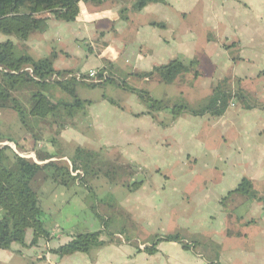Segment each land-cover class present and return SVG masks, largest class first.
Here are the masks:
<instances>
[{"label":"crops","instance_id":"0c3cea01","mask_svg":"<svg viewBox=\"0 0 264 264\" xmlns=\"http://www.w3.org/2000/svg\"><path fill=\"white\" fill-rule=\"evenodd\" d=\"M136 1L109 0L99 6L82 3L79 17L75 22L66 23L50 19L44 32L39 29L32 30L25 42H20L13 37L5 36L3 38L1 36L0 43L8 40L13 41L14 52L18 58L29 57L36 62L51 59L56 72L87 74L90 71H103L115 81L123 74L130 78L142 79L140 74L150 73L155 68L164 66L171 61H179L183 64L186 62L197 63L200 64L202 70H197L196 79L190 78L189 82H194L193 91L197 90L199 94H195L191 100H204L202 102H205L211 96L213 88L226 80L230 82L232 88L242 91L245 96L250 93L257 95V99H260L264 104V68L257 65L254 70L251 65L263 59L255 48H251L247 56L243 55L244 59L238 57L234 61L228 60L222 75H217L218 72L214 66H204V64H213L210 60L212 53L200 60L191 59L196 55V29H188L185 26L186 16L191 15L190 10H186L185 0L152 2L142 10L134 7ZM240 1L251 3V0ZM261 4L264 9V2L261 1ZM240 11L246 10L240 9ZM257 18L259 17L257 16ZM259 19L262 21L260 23L257 21L255 35L257 44L259 38L262 39L264 35V19ZM240 20L245 26L253 21L249 17H241ZM230 22H236V19L231 18ZM192 23H196V19H192ZM259 30L261 36H259ZM252 37L251 41L247 43L248 47L254 45ZM233 40L234 38L227 39L222 43V40L219 42L217 38L207 37L201 47L215 46L223 51L237 46ZM262 54H264V50ZM241 60L248 63L246 65L250 66L252 70L249 73L246 70L239 75H231V65H238ZM205 68L210 69L208 72L212 76L211 84L207 88H204L203 84ZM201 73L203 77L199 75ZM145 79L144 81L151 88L150 92L161 97L163 94L161 88L164 84L156 78ZM175 80L176 82L168 85L178 89L181 85L180 82H183L181 75L177 76ZM197 86L201 88H197ZM154 88H159V91L157 89L154 91ZM64 97L67 99L65 95ZM245 101L249 106H252L251 101ZM234 104L235 107L230 106L226 113L219 118L209 115L195 117L186 113L174 118L169 112L153 117L142 113L141 116L134 117L136 122H128L126 126L121 122H101V126H99L102 128L101 132L93 134L86 132L84 125L77 128V124L71 123L60 129V138L64 144L60 152L49 146L48 140L42 139V137L40 139L42 141L39 140L29 145L21 139L19 142L10 139L13 142H9L7 141L9 138L0 134L1 138H5V141H0V148L8 146L17 155L39 165L60 160L70 162L77 148L99 152L102 149V144L107 143L117 146L121 155L125 156L122 165L132 167L134 177L131 179L141 180L140 177L143 175L142 185L134 190L127 188L124 183L127 181V177L123 176L122 179L115 182L102 183L99 181L102 177L92 179L84 186L76 182L69 191V188L55 184L47 172H40L35 177L32 186L43 200L44 223L57 244L52 243V246L50 243V245L52 247L63 246L80 234L100 231L104 232L102 241L105 242V245L93 248L89 253H75L61 259L44 251L45 243L43 242H40L39 249L13 245L9 250L0 249V264H210L203 260L202 253H195L193 250H196L197 247L206 248L204 243L207 239L221 242L224 241V238H229L225 233L226 226H221L219 231H216V227L212 228L211 222L215 217H220L223 222H228L222 217L219 202L227 194L231 196L230 193L236 189V184L241 183L243 179L250 180L259 196H264V173H260L259 168L263 162L262 159H264V119H261L264 117V110L260 111L254 107L247 111L243 110L240 103L235 102ZM5 112L9 117L16 118V112L11 110ZM247 114L253 116L257 121L254 122V129L257 131L253 137L256 138L259 135L263 145L262 152L259 153L260 150H257V155H255L260 163L250 166V170L240 166L235 172L237 177L233 187L225 191L221 182L227 179L229 174L219 171L216 160L219 154H222L223 158V153L229 157L230 152L224 147H221V150L219 148L227 141L228 137L247 141V137H250L247 133L250 122H247V116H242ZM162 117L169 118V125L161 126L158 121L162 122ZM40 127H46L48 131L54 125L46 123ZM190 128L196 130L193 132V130H189ZM222 128L226 132L225 135H223L224 133L218 134V129ZM169 131L170 134H164ZM103 134L105 139H102ZM242 152L243 150L238 151V157L246 158L247 154H242ZM168 154L171 157H168ZM120 159L119 156L117 163L119 165H121ZM191 162L193 165L190 164ZM217 171L220 173L219 175H217ZM249 172L251 174L254 172L258 176L248 175ZM78 173H82V171H78ZM137 174L139 176L136 178ZM94 185L103 189L102 196L97 195L100 190L96 192L93 188ZM217 191L219 194L216 193ZM57 193H60V196L55 197ZM92 195L95 196L96 204L92 203L89 207L101 209L100 214L103 217H107L108 210L111 208V206L106 207V199L118 201V207L123 208L131 216L130 221L135 224H143L146 232L153 229L151 208L154 206L161 208L164 219L173 220L176 224L186 218L189 222L196 224L193 228L190 226L189 229L196 233L197 241L195 240V243H186L185 241H163L162 243L161 241L154 254H149L146 249L151 247L152 242L143 241L139 236L134 239L125 238L119 231L115 234L110 233L108 224L110 220L107 218L103 224L90 225V216L87 224L80 226L78 215L68 216L67 221L71 224L67 225L70 232L67 234V229L60 222H54L53 217H50L59 213L63 206L75 208V203L80 204L79 210L82 213L86 208V200ZM59 198L61 199L60 203L58 202ZM114 205L117 206V204ZM213 205L216 206L213 207ZM238 207L244 208L248 225L251 228L264 226L263 203L249 201L246 198L238 204ZM203 208L206 209L203 210ZM101 217L98 216V218ZM160 221L162 222V219ZM158 226L161 227V225ZM249 230L248 228L245 233ZM262 230L264 229L262 228ZM215 234H219L221 240L214 239ZM244 237L246 240L248 239V235L245 234ZM251 237L256 240L254 255L256 261L246 262L242 260L241 256H236L234 261L229 263L226 261L221 264H264V252L259 254V248L264 247V234L259 236V232L255 231ZM239 238L240 236L237 235L228 244L239 245ZM183 240H185L184 237ZM31 241L32 236H28L27 244H30ZM185 243L190 246V249L185 248ZM259 256H263V258L258 261ZM217 263L219 262H212V264Z\"/></svg>","mask_w":264,"mask_h":264},{"label":"rangeland","instance_id":"374dc122","mask_svg":"<svg viewBox=\"0 0 264 264\" xmlns=\"http://www.w3.org/2000/svg\"><path fill=\"white\" fill-rule=\"evenodd\" d=\"M139 1L140 0L136 1V6L134 7L138 6ZM261 1L264 2V0H251V3L240 0H185L186 10H190L189 12L191 13V15L186 16L185 26L188 29H196V55H194L191 59L194 60L197 58L198 60H200L212 53V58L210 60L213 64H204V66H214L218 72L217 75H222L223 71L225 70L224 67L228 63V60L234 61L238 57L244 59L245 57H243V55L247 56V53L249 54V50H251V48H255L258 55L262 56L263 59L262 61L258 60L259 62L257 61L256 64L254 63L251 65L253 66L254 70L257 65L264 68V54H262L264 50V35L262 39L259 38L258 44L255 36L257 31V21H259L260 23L262 20L259 18L264 19V9L262 8ZM240 9H245L246 11L241 12ZM257 16L259 18H257ZM241 17H249L253 21L245 26L244 23H242L240 20ZM231 18H235L236 22H230ZM192 19H196V23H192ZM1 36L4 38L6 35L0 33V38ZM259 36H261L260 30ZM207 37L217 38V41L220 42V40H222V43L227 39L231 40L234 38L233 42H236L237 46L230 47L223 51L219 50L215 46H210L209 48L206 46L201 47V45L204 43L205 38ZM251 37L253 38L254 45L252 47H248L247 43L251 41ZM195 64L196 65L194 67H191V64L189 62L184 63L183 68L180 71L181 80L183 82L179 81L181 85L178 89H174V87L162 83L164 85L161 88V92L163 93L161 97L156 96L155 94L150 92L151 88L150 86H148V83L144 81L146 80L145 78L135 79L130 78L129 76L124 74L120 76L116 80V82L105 84L102 87L91 88L86 84H79L77 86V96L82 101L88 102L84 106V108L78 109L72 114H68L65 109H60L56 114L46 119L33 117L29 114L32 106L31 99L34 94L40 90L39 87H21L15 95L21 100L22 104L24 105V112L22 114L17 113L16 118L13 119V117H9L7 115L8 113L5 112L6 110L2 111L0 114V134L6 136L9 139H14L13 141L16 142H19L21 140L26 141L29 145L36 143L35 140L39 137H42V139L45 138L48 140L49 146L53 147L57 152H60L64 147V144L62 143V140L60 138V129H62L64 125H68L71 123L73 125L77 124V128H79L80 125H84V130L88 133L93 134L101 132L102 128H99V126H101V122H121L122 125L126 126L128 122H136L134 117H139L142 113L152 115L153 117H157L156 115L158 114L161 115L168 113L166 111L149 113V104L142 100L136 94L138 92H147L155 96L156 98L159 97L158 99L162 98L164 99L163 101H165L166 103L168 102V104H171V106L188 104L190 107L196 108L198 106H201L204 103L202 102L204 100H191V98L194 97L195 94H199V92L197 90L196 92L193 91L194 82H189L190 78L192 80L196 79V71L202 70L200 69V64ZM246 64L248 63L241 60L238 65H231V75H239L242 71L244 72L246 70H248L249 73L252 69ZM208 70L210 69L205 68L204 70V88H207L211 84L210 79L212 76L209 75ZM188 74L189 77H187ZM199 75L202 76V73ZM174 82H176V80ZM123 85H126L128 88L135 90V92L132 93L128 90H125L122 87ZM197 88L201 87L197 86ZM155 89L159 91V88H154V91ZM66 97L67 100H71L70 96L66 95ZM247 101H251L252 106L257 107V109H259L260 111L264 110V104L261 103L260 99H257V95H251V93L248 94ZM234 103L235 101H233L231 106L235 107ZM243 110L247 109L244 108ZM242 116H247L246 120L247 122H250L247 127V133L250 135V137H247V141H245L244 139H237L235 137H228L227 141L220 145L219 150H221V147L226 148L227 150H229L230 156L227 157V155L223 153L225 158H222V154H219L216 160L219 171H225L227 172V174H229V177L227 176L228 180L225 179L223 182H221L223 183L225 191H227L228 188L233 187V183L235 182V179L237 177V174L235 172L240 166H243L246 169L250 170V166L260 163V160L255 155H257V150H260L259 153H261L263 150V145L259 135L256 136V138L253 137L257 131L254 129V122H257L256 119L248 114ZM262 118L264 119V117H261V119ZM161 120L162 122L158 121L161 126L169 125V118L162 117ZM46 123L50 124L51 126L54 125V127L51 129L49 128L48 131L46 127H40L43 126V124L46 125ZM189 130H193L194 132L196 129L190 128ZM222 133H224L223 135L226 134L224 129H218V134ZM164 134H170V131ZM102 139H105L104 134L102 135ZM162 143H165V141H162ZM239 148L241 149L239 150ZM241 150H243L242 154H247L246 158L242 159L238 157V151ZM98 153L101 154L100 161L101 164H103V166L101 165L103 175L99 180L100 182H112L113 179H122L123 176L127 175V173H125L123 170L113 169L112 167L109 168L110 166H121L122 163H124L122 160H124L125 156L123 154L121 155V152L119 151L117 146L104 143L102 144V149ZM153 155L156 156L155 153H153ZM119 156L121 158V165L117 164ZM168 157H171V155L168 154ZM262 160L263 162H261L259 168L260 173L263 174L264 159ZM66 163L71 166L70 162ZM190 164L193 165V162H191ZM253 173L251 174L249 172L248 175H255V177L258 176ZM81 174H83V172ZM105 174L109 176H106ZM219 174L220 173L217 171V175ZM73 175L76 176L77 173H73ZM138 176L139 174H137L136 178ZM142 177L143 175H141L140 177L141 180L132 179L130 181H132L131 183L142 181ZM129 179H131V177ZM96 183H98V181H96ZM239 184H236V189ZM93 188L96 192L100 190L97 195L102 196L101 193L104 192L102 188L100 189L97 185H94ZM70 190L71 187H69V191ZM216 193L219 194V191H217ZM233 195L229 196L227 194L225 198L219 202L221 205L220 209L222 217H224V219L228 222H223L220 217L217 218L215 216V219L211 222L212 228L214 229L216 227V231H219L221 226H226L225 233L229 238H224V241L221 242L207 239L206 243H204L206 248L197 247L195 248L196 250H193L195 253H202L203 260L207 263L212 264V262L214 261H217L220 264L222 262L226 263V261L227 263H229L231 261H234V258L236 256H241L242 260L246 262L256 261L254 260L256 240H253L251 236L255 231L259 232V236H261V234H264V230H262V228L264 229V226H258L255 229L251 228L248 225L249 222L245 215L244 208L238 207V204L243 199L246 200V198ZM57 196H60V193H57L55 195V197ZM95 200L96 199L94 195L86 200L85 204L86 208H88H85L86 210L84 209L82 213L79 210L80 204L75 203L74 205L78 207L75 206V208H69L68 206H63L59 213H55L54 216L50 217H53L54 222H60V224L67 229V234L70 233L68 231L67 225L71 224L67 221V217H75V215H78L80 226H85L90 218V225L103 224L106 222L105 218H107L110 220H108V224L110 227L109 232H112L114 234L117 231L122 232L125 238L131 237L132 239H134V237L139 236L141 239H143V241L149 240L150 242L155 243L161 236L180 234L185 239L182 241H185L186 243H195L194 241L196 240V233L192 232L189 227L191 226L193 228L196 224L189 222L186 218L182 219L176 224L173 220L164 219V217L162 216L161 208L154 206L153 208H151L153 229L151 231H148L147 229L148 232H146L143 224H135L130 221L131 216L123 208L118 207V201H112V199L109 198L106 199V207L108 208L109 206H111V208L108 210L107 217H103L100 214L101 209H92L91 207H89V205H91L92 203L96 204ZM58 202H61L60 198ZM211 203L213 204V202ZM114 204H117V206H115ZM214 206L216 205H213V207ZM205 209L206 208H203V210ZM98 216L102 217L98 218ZM161 219L162 222L160 221ZM158 225H161V227ZM248 228L250 230L245 233ZM245 234L248 235L247 240L244 237ZM237 235L238 237L240 236V238L238 239L239 245H229L228 242H231V240H233L234 237H237ZM28 236H32V233L29 232ZM214 239L221 240V237L219 234H215ZM135 240L138 241L137 239ZM52 243L54 245H57L55 243V240H53ZM52 243L51 245L53 246ZM262 252H264V247L259 248V254H261ZM260 258H263V256H259L258 261L260 260Z\"/></svg>","mask_w":264,"mask_h":264},{"label":"trees","instance_id":"16d2710c","mask_svg":"<svg viewBox=\"0 0 264 264\" xmlns=\"http://www.w3.org/2000/svg\"><path fill=\"white\" fill-rule=\"evenodd\" d=\"M106 1L109 0H0V33L25 42L32 30L39 29L44 32L50 19L72 23L79 17L82 3L99 6ZM158 1L163 0H140L137 9L142 10L148 4ZM183 65L179 61H171L164 66L155 68L150 73L139 76L149 79L156 78L161 83L170 84L175 81L177 76L181 75L180 71ZM193 65L195 63H192L191 67ZM27 69H31L33 73L31 74ZM102 74L103 71H100L99 80ZM55 75L65 77L67 73L56 72L51 59L36 62L29 57L18 58L14 52V42L11 40L0 43V113L4 110H11L19 114L24 112V105L15 95L21 87H39L40 90L31 99L32 106L29 114L33 117L46 119L56 114L60 109H65L68 114H72L74 111L84 108L88 102L82 101L77 96L76 88L79 84L97 88L116 82L109 77L106 81L98 82H78L75 79L52 80ZM122 87L132 93L135 92L126 85ZM136 94L149 104V113L166 111L174 118L183 113H189L195 117L209 115L219 118L226 113L233 101L239 102L247 110L254 108L246 103L247 96L242 91L232 88L230 82L226 80L213 88L211 96L204 102L205 104L203 103L204 105L196 108L190 107L188 104L171 106L163 100L152 97L147 92ZM64 95L70 96L71 100H67ZM40 139L39 137L35 141ZM0 141H5V138L0 137ZM7 141L13 142L10 139ZM100 158V153L79 147L70 159L71 166L61 160L39 165L17 155L8 146L0 148V249L9 250L13 245L39 249L40 242H43L45 243L44 251L61 259L75 253H89L93 248L104 246L103 231L80 234L63 246H50L53 237L44 223L42 199L32 186L35 177L40 172H47L55 184L65 188L71 187L76 182L84 186L90 180L102 177L101 165L103 166V164H101ZM111 167L127 173L128 179L124 182L127 188L134 190L142 185L141 181L131 183L132 179L129 178L134 177L131 166L117 165L109 168ZM78 171H82L83 174L78 173L74 176L73 173ZM115 181L117 180L113 179L112 182ZM233 194L241 195L249 201H259L264 205V196H259L248 179H243L237 189L230 193V195ZM29 232L32 233V241L27 244ZM182 240L180 235L162 236L152 243L151 247H147L146 251L149 254H154L161 241L183 242ZM185 248L190 249V246L185 244Z\"/></svg>","mask_w":264,"mask_h":264},{"label":"built area","instance_id":"2783aa9c","mask_svg":"<svg viewBox=\"0 0 264 264\" xmlns=\"http://www.w3.org/2000/svg\"><path fill=\"white\" fill-rule=\"evenodd\" d=\"M28 72H30L31 74L33 73V71L31 69H27ZM99 72L100 71H90L87 74H67L65 77H59L57 75H55L52 80L54 79H58L60 81H67L70 79H75L78 82L81 81H87V82H98V81H106L107 78L109 77L108 73L103 72L101 79L99 80Z\"/></svg>","mask_w":264,"mask_h":264}]
</instances>
